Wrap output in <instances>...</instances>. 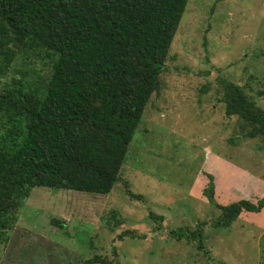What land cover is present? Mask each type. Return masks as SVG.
Masks as SVG:
<instances>
[{"label": "rangeland", "instance_id": "1", "mask_svg": "<svg viewBox=\"0 0 264 264\" xmlns=\"http://www.w3.org/2000/svg\"><path fill=\"white\" fill-rule=\"evenodd\" d=\"M52 70L46 51L19 53L0 94L43 87ZM220 77L264 109V0H189L120 181L107 194L34 187L4 231L0 264H264V209L220 227L203 193L212 174L220 204L264 197V135L227 114Z\"/></svg>", "mask_w": 264, "mask_h": 264}, {"label": "trees", "instance_id": "2", "mask_svg": "<svg viewBox=\"0 0 264 264\" xmlns=\"http://www.w3.org/2000/svg\"><path fill=\"white\" fill-rule=\"evenodd\" d=\"M188 2L0 0V74L29 49L53 58L43 87L24 90L19 80L22 87L0 94V243L34 187L107 194L120 181ZM219 83L227 114L249 125L247 136L264 135V109L241 85L225 77ZM209 179L203 193L222 211L218 226L264 209V197L218 203L215 176ZM200 237L192 239L203 247ZM99 263L119 264L101 256L85 262Z\"/></svg>", "mask_w": 264, "mask_h": 264}]
</instances>
